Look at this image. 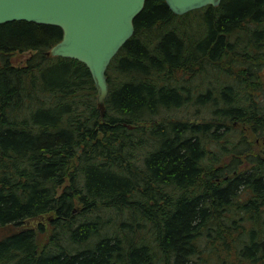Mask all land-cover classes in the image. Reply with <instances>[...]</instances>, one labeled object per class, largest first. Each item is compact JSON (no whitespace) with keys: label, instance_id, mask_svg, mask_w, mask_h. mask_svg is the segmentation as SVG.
Wrapping results in <instances>:
<instances>
[{"label":"trees","instance_id":"1","mask_svg":"<svg viewBox=\"0 0 264 264\" xmlns=\"http://www.w3.org/2000/svg\"><path fill=\"white\" fill-rule=\"evenodd\" d=\"M61 37L0 25V226L54 228L45 251L31 225L5 239L0 264H264V0L147 1L103 115L85 65L45 56Z\"/></svg>","mask_w":264,"mask_h":264},{"label":"water","instance_id":"2","mask_svg":"<svg viewBox=\"0 0 264 264\" xmlns=\"http://www.w3.org/2000/svg\"><path fill=\"white\" fill-rule=\"evenodd\" d=\"M149 0H0V25L25 21L61 29V40L45 52L47 58L74 59L88 69L101 115L108 95L106 71L119 49L134 32V19ZM176 15L218 6L221 0H164ZM129 128H132L129 126ZM42 220V216L30 220ZM29 220V221H30ZM0 226V243L30 226Z\"/></svg>","mask_w":264,"mask_h":264},{"label":"rangeland","instance_id":"3","mask_svg":"<svg viewBox=\"0 0 264 264\" xmlns=\"http://www.w3.org/2000/svg\"><path fill=\"white\" fill-rule=\"evenodd\" d=\"M31 54H32V52L14 53V54L10 55V61L14 65H22L25 63V61L27 60V58ZM194 109H195V107H191V109H189V111L193 112ZM183 113H185V111H183V109H180L177 112H175V115L183 116ZM189 114L191 115V113H189ZM186 115H188V114H186ZM262 145H263V142L257 143L258 147H261ZM47 216L48 215H46L44 217L46 218ZM51 218L52 217L50 216V217H47L46 219H43L41 221V224H39V221H40L39 219L36 221L30 220V225H31V227H33V230L35 231L36 242L38 245V251L49 250L48 247L51 245V237H52V234L54 232V228L52 226ZM39 225H42V229L39 228Z\"/></svg>","mask_w":264,"mask_h":264}]
</instances>
